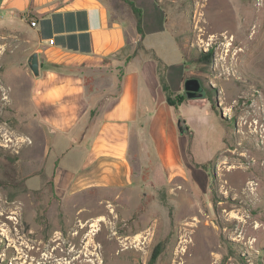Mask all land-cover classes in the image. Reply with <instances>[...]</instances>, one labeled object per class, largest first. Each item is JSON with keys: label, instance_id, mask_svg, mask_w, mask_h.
I'll use <instances>...</instances> for the list:
<instances>
[{"label": "rangeland", "instance_id": "374dc122", "mask_svg": "<svg viewBox=\"0 0 264 264\" xmlns=\"http://www.w3.org/2000/svg\"><path fill=\"white\" fill-rule=\"evenodd\" d=\"M159 2L184 50L187 78L205 90L173 109L192 177L167 179L147 145L145 159L132 158L131 186L59 198L58 155L28 102L26 62L7 50L0 55V264H264V44L256 38L237 57L246 38L264 31V0ZM107 3L112 18L135 20L126 0ZM157 47L165 62L169 45ZM232 167L247 170L244 182Z\"/></svg>", "mask_w": 264, "mask_h": 264}, {"label": "crops", "instance_id": "0c3cea01", "mask_svg": "<svg viewBox=\"0 0 264 264\" xmlns=\"http://www.w3.org/2000/svg\"><path fill=\"white\" fill-rule=\"evenodd\" d=\"M129 1L143 13L142 46L159 56L157 45H169L162 52L168 59L159 56L167 83L188 101L183 48L166 10L159 0ZM0 39L9 40L0 44L1 56L9 50L26 62L28 102L58 155L52 182L59 198L131 186L132 158L145 159L147 145L167 179L191 176L183 127L167 103L157 61L138 50L136 20L112 18L107 0H0ZM33 53L39 76L28 65Z\"/></svg>", "mask_w": 264, "mask_h": 264}, {"label": "trees", "instance_id": "16d2710c", "mask_svg": "<svg viewBox=\"0 0 264 264\" xmlns=\"http://www.w3.org/2000/svg\"><path fill=\"white\" fill-rule=\"evenodd\" d=\"M127 4L129 5L130 9L132 10L135 20H136V28L139 35V45L138 50L144 53V56H151L154 60L158 63L159 68V74H160V80L163 87V91L166 94L167 103L170 106L177 107L179 104H181L184 100L183 97L175 95L169 88V85L166 80V72H167V65L162 62V60L157 56V54L154 51L146 50L141 42L143 41L145 37V32L143 29V13L140 8H138L133 2L126 0ZM182 129V128H181Z\"/></svg>", "mask_w": 264, "mask_h": 264}, {"label": "water", "instance_id": "95a60500", "mask_svg": "<svg viewBox=\"0 0 264 264\" xmlns=\"http://www.w3.org/2000/svg\"><path fill=\"white\" fill-rule=\"evenodd\" d=\"M28 65L34 76H39V57L33 53L28 59ZM184 90L188 99L203 98L205 90L199 78L190 77L184 81Z\"/></svg>", "mask_w": 264, "mask_h": 264}, {"label": "bare ground", "instance_id": "6f19581e", "mask_svg": "<svg viewBox=\"0 0 264 264\" xmlns=\"http://www.w3.org/2000/svg\"><path fill=\"white\" fill-rule=\"evenodd\" d=\"M228 34L229 33H224V36L228 39V40H235V42H236V37H233V39H230V37L228 36ZM256 38H259L260 39V42H262V44H264V31L260 34L258 31H256L254 34H252V35H250L248 38H246L245 40H244V45H245V47H243V48H240L239 49V52H238V58L240 59V58H242L243 56H245L246 54H247V51L248 50H250L249 48L251 47V45H252V42L256 39ZM229 45H232V42L230 43V41H229ZM238 59V60H239ZM232 174H235L236 175V177L238 178V179H240V181H243L244 182V178H245V175H246V172H247V170H245V169H243V168H236V167H232ZM259 186V185H258ZM185 243H187V240H185L184 241ZM92 243H89V245H91ZM187 245H189V242H188V244ZM88 246V245H87ZM186 247H184V250H183V252H184V256L188 253V249H189V247H187L186 249H185ZM203 248V247H202ZM203 255H204V253H203ZM87 264V263H86Z\"/></svg>", "mask_w": 264, "mask_h": 264}, {"label": "built area", "instance_id": "2783aa9c", "mask_svg": "<svg viewBox=\"0 0 264 264\" xmlns=\"http://www.w3.org/2000/svg\"><path fill=\"white\" fill-rule=\"evenodd\" d=\"M35 25H36V23L32 21V22H31V26H33V27H34ZM50 43H51V44H54V41H53V40H51V42H50Z\"/></svg>", "mask_w": 264, "mask_h": 264}]
</instances>
